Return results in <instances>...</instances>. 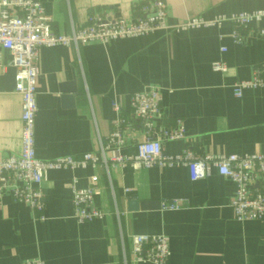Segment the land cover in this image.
Returning a JSON list of instances; mask_svg holds the SVG:
<instances>
[{"label": "crops", "instance_id": "obj_1", "mask_svg": "<svg viewBox=\"0 0 264 264\" xmlns=\"http://www.w3.org/2000/svg\"><path fill=\"white\" fill-rule=\"evenodd\" d=\"M56 32L69 34L92 15L107 21L138 18L140 0H40ZM167 24L189 17L210 20L264 9V0H165ZM233 25L202 26L192 30H157L139 37L75 46H43L35 151L40 160L62 156L79 159L99 153L121 117L134 121L133 93L150 86L162 92L167 126L181 118L187 139L168 141L164 150L176 155L189 148L197 154L264 153V87L234 94L238 80L252 77L264 64V19L242 31L243 43L232 37ZM226 48L225 52L221 48ZM222 59L226 72L212 63ZM16 68L10 51L0 46V155L22 149V97L16 91ZM75 80L74 105L67 106L60 86ZM119 108V111L115 109ZM123 153L135 154L139 129L128 134ZM98 175L93 206L104 216L80 222L73 215L72 185L86 188ZM43 216L6 193L0 203V264H21L42 258L46 264H154L137 261L132 236L163 235L171 248L168 264H264V219L240 222L231 201L235 184L212 168L206 179L193 181L187 165L163 169L131 165L51 169L42 185ZM185 200L177 210L158 203ZM129 201L152 207L130 211Z\"/></svg>", "mask_w": 264, "mask_h": 264}, {"label": "built area", "instance_id": "obj_2", "mask_svg": "<svg viewBox=\"0 0 264 264\" xmlns=\"http://www.w3.org/2000/svg\"><path fill=\"white\" fill-rule=\"evenodd\" d=\"M138 18L135 21L116 19L107 21L103 15H92L86 24L73 26L69 34L55 31L52 17L47 14L40 0H0V46L12 54L16 68V91L22 97V149L19 154L0 155V203L4 194L13 200L29 205L44 219L42 185L51 169L93 167L101 164L107 170L111 167L131 165L134 168L157 167L160 170L175 164L187 165L193 181L206 179L212 168L235 184L231 201L236 219L240 222L264 219V153L253 154H197L186 148L176 155L164 150L168 141L185 140L187 133L181 118L167 126L161 122L163 116L162 92L158 86H150L133 93L131 106L134 121L120 115L113 121V129L106 142H101L99 153H85L79 159L62 156L54 160H40L35 151V124L38 113L37 88L40 77L39 50L43 46H78L86 42L106 44L112 40L139 37L157 30H192L202 26L220 27L230 22L234 29L232 37L237 44L243 43L242 31L264 19V9L218 15L210 20L203 17H189L175 26L167 24L168 4L165 0H140L135 7ZM259 34L264 37V29ZM222 52L226 48H221ZM215 71L226 72L227 64L222 60L212 63ZM264 87V64L255 68L251 78L234 83V94L241 97L246 89ZM119 111V108L115 106ZM141 131L143 139L134 142L135 154L123 153L132 128ZM199 167V171H198ZM98 175L91 178L86 188L72 187L73 215L80 222H88L104 216L103 211L93 206L94 186ZM185 200L176 198L161 202L163 210H177ZM132 253L137 261L154 264H168L171 248L163 235L132 236ZM21 264H46L40 258H32Z\"/></svg>", "mask_w": 264, "mask_h": 264}, {"label": "water", "instance_id": "obj_3", "mask_svg": "<svg viewBox=\"0 0 264 264\" xmlns=\"http://www.w3.org/2000/svg\"><path fill=\"white\" fill-rule=\"evenodd\" d=\"M60 91L64 93L63 99L65 100L66 105L73 106L74 97L77 92V86L75 80L62 84L60 86ZM127 205L130 211H136L139 209L144 210L147 209L148 207H152L153 204L149 202L129 201ZM158 207H161V203H158Z\"/></svg>", "mask_w": 264, "mask_h": 264}, {"label": "clouds", "instance_id": "obj_4", "mask_svg": "<svg viewBox=\"0 0 264 264\" xmlns=\"http://www.w3.org/2000/svg\"><path fill=\"white\" fill-rule=\"evenodd\" d=\"M200 169H199V167H198V171H199Z\"/></svg>", "mask_w": 264, "mask_h": 264}]
</instances>
